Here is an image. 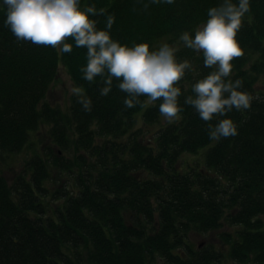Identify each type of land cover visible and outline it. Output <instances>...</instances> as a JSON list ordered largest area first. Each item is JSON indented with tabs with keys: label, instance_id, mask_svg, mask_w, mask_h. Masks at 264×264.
Masks as SVG:
<instances>
[{
	"label": "trees",
	"instance_id": "16d2710c",
	"mask_svg": "<svg viewBox=\"0 0 264 264\" xmlns=\"http://www.w3.org/2000/svg\"><path fill=\"white\" fill-rule=\"evenodd\" d=\"M223 2L81 0V8L104 10L90 16L98 30L113 16L110 34L122 45L178 48L177 60L192 65L177 85L183 105L194 95L191 86L212 69L180 36L187 31L194 38L209 9ZM5 19L0 0V153L23 152L44 126L51 145L36 152L12 183L0 168V264H219L226 258L219 247L195 248L189 238L220 231L225 223L236 229L221 233L228 256L239 264H264V91L258 88L264 87V0H250L237 35L244 55L232 61L230 77L255 99L248 110L214 117L212 126L224 118L237 125V135L219 140L209 139L208 124L191 106L150 132L163 119L162 100L127 109L115 79L109 95L101 96V77L92 83L82 78L86 48L69 39L72 51L58 53L19 41ZM61 64L91 98L90 112L76 95L69 113L47 102ZM191 155L204 160L189 161ZM54 170L58 179L72 176L67 186L54 190L60 181Z\"/></svg>",
	"mask_w": 264,
	"mask_h": 264
},
{
	"label": "clouds",
	"instance_id": "9594fccd",
	"mask_svg": "<svg viewBox=\"0 0 264 264\" xmlns=\"http://www.w3.org/2000/svg\"><path fill=\"white\" fill-rule=\"evenodd\" d=\"M171 4L174 0H165ZM6 7L4 24L19 41L38 46L53 47L58 53H70L75 45L87 49V65L82 68L83 79L89 83L101 77L105 86L101 96L112 91L113 80L120 81L116 87L126 98L125 108L138 105L159 104L160 115L171 123L179 119L184 106H191L199 118L208 124L210 140L227 139L237 135V125L231 118L211 122L214 117H226L233 109L248 110L255 97L240 89L241 80L230 79L234 59L244 55L237 39L243 17L250 11V0H224L218 7L208 11L209 19L197 27L193 38L185 31L180 36L186 48L203 54V66L212 69L206 76L191 86L194 95L185 96L181 105V88L177 85L192 70L189 61H178V48L165 43L158 50H150L148 43L133 46L122 45L114 40L110 30L114 17L109 15L105 28L97 29L99 21L90 16L104 15L95 6L81 8V0H3ZM188 90V85H184ZM71 92L85 112L92 110L90 97L84 95L83 87H73ZM146 97L142 101L141 97Z\"/></svg>",
	"mask_w": 264,
	"mask_h": 264
},
{
	"label": "rangeland",
	"instance_id": "374dc122",
	"mask_svg": "<svg viewBox=\"0 0 264 264\" xmlns=\"http://www.w3.org/2000/svg\"><path fill=\"white\" fill-rule=\"evenodd\" d=\"M167 43V42H165ZM165 43L160 44L163 45ZM75 87L74 82L67 71L65 67L61 64L59 67L58 75L56 77V80L52 84L50 88V92L47 96V102L54 108L60 109L64 113H69V108L71 104V97L74 95L71 92V89ZM259 90L264 91V87L259 86ZM167 122L165 118L161 119L159 124L153 125L150 127V132H155L159 130L160 127H164ZM48 129L47 127H42L41 130L36 134H34L31 137V142L34 145H29L27 149H25L23 152L19 154H12V155H2L0 153V168L2 169V173L7 177L9 180V183L14 182L15 176L20 173L23 170H26L28 167V163L32 160L36 152H39L40 154L43 153L41 151L43 149V146L50 144V141L48 140ZM150 134L146 137L149 139ZM189 161L191 160H198V162L202 163L204 158L203 156H188L187 157ZM195 165V164H194ZM22 173V172H21ZM54 178L58 179L59 176L57 175L56 171L53 172ZM72 179V176L69 173H62V176L60 177V181L54 184V190L57 187L60 186H67L69 180ZM50 201V199H49ZM236 229L229 226V224L225 223L224 227L220 231H215V233H209L205 235L200 234H190L189 242L191 245H193L195 248H206L207 246H215L219 247L220 250L223 251V253L226 255V258L222 260L219 264H239L238 262H234L231 257L227 254V247L228 244H225L222 241V234L221 233H235ZM159 264H163L160 262Z\"/></svg>",
	"mask_w": 264,
	"mask_h": 264
}]
</instances>
